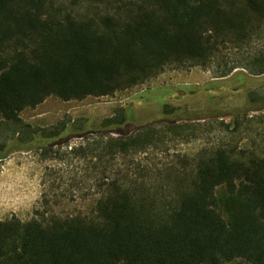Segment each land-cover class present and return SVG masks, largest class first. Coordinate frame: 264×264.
I'll return each mask as SVG.
<instances>
[{
	"label": "trees",
	"instance_id": "16d2710c",
	"mask_svg": "<svg viewBox=\"0 0 264 264\" xmlns=\"http://www.w3.org/2000/svg\"><path fill=\"white\" fill-rule=\"evenodd\" d=\"M82 6L93 16L76 11ZM262 34L264 0H0V120L27 127L21 113L51 96L109 97L170 67L262 75L263 52L245 63L230 57ZM250 98L226 125L240 143L183 158L157 187L141 167L138 177H111L107 165L89 212L60 216L47 200L31 220H0V264H264L263 88ZM154 125L99 133L74 153L116 159L147 151L168 132H197L177 119Z\"/></svg>",
	"mask_w": 264,
	"mask_h": 264
},
{
	"label": "rangeland",
	"instance_id": "374dc122",
	"mask_svg": "<svg viewBox=\"0 0 264 264\" xmlns=\"http://www.w3.org/2000/svg\"><path fill=\"white\" fill-rule=\"evenodd\" d=\"M71 2L56 0L57 6ZM78 8L76 11L88 13L85 6ZM88 14L93 16V12ZM237 51L230 54L231 59L244 63L247 56L264 53V34L251 47ZM262 88L264 74L253 75L244 68L218 77L213 68L170 67L142 85L109 97L65 102L51 96L21 113L27 127H12L0 120V154L7 152L6 158L0 159V220L13 216L31 220L36 211L47 209V200L48 210L60 216L89 212L95 204L96 180L107 165L106 173L111 177L119 171L138 177L141 167L145 170L141 175H148L152 187L159 186L183 158L192 160L200 151L219 143H240L239 136L226 132V125L233 122L229 114L247 106L250 94ZM123 115L128 117V124L117 122ZM175 119L182 125H195L196 134L186 131L183 137H175L168 132L147 151L116 159L74 153L99 133L117 137L118 129L133 131L150 124L167 129L166 121Z\"/></svg>",
	"mask_w": 264,
	"mask_h": 264
}]
</instances>
